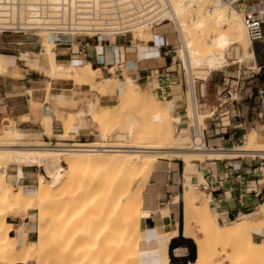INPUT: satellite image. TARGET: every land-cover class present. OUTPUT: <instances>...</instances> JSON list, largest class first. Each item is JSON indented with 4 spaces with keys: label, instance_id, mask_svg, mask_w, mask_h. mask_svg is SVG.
<instances>
[{
    "label": "bare ground",
    "instance_id": "bare-ground-1",
    "mask_svg": "<svg viewBox=\"0 0 264 264\" xmlns=\"http://www.w3.org/2000/svg\"><path fill=\"white\" fill-rule=\"evenodd\" d=\"M229 1L231 2L224 0H0V23L9 22L11 28L18 20L23 25L33 22L40 23L43 20L42 17L46 15L55 17L58 14L68 15L72 22L79 21L80 24L89 27L93 20L104 19L106 10L111 12L119 6L132 15V25H130L132 32L127 36H133L132 42L137 46L140 44L147 46L154 39L152 24L147 23L149 20L155 19L158 26L165 21H170L174 24V31L179 34L177 38L181 45L176 52L184 65L189 84L187 97L189 104L184 115L174 113L173 101L158 100L150 92L151 100L159 107L150 113L148 119L134 120L131 117L127 119L126 133L129 138L137 140L148 138L152 141L151 146L142 141L135 147L26 146L23 143L27 141L26 138L29 135L18 128H7L0 132L3 137L12 136L13 138L10 144L0 145V205L6 204L9 212L5 220L8 224L14 225L15 221L10 217L11 215L19 213L26 215L33 209L38 211V217H40L38 218L40 227L37 241L31 238L29 242L26 241L20 245L16 235L19 233L18 229L14 235L9 234L13 236L10 246L7 245L8 240H0V263L28 264L29 261H33L35 264H44L39 262L36 254H39L47 235L50 234L51 226L47 216L49 213H46L48 201L53 202L57 195L59 197L61 193L69 191L66 188L70 187L69 183L73 186L70 181L77 175L85 172L83 175L85 177L86 171L94 173L102 170L105 173L102 184H104L103 205L106 210V220L103 224V232L88 236L86 255L89 262L95 264H172L168 256V242L177 232L171 233L172 227L168 226L166 233L162 232L152 237L144 223L154 214L151 209L145 208L144 194L147 186L151 185L149 183L159 165L172 159L185 163H198L200 160L204 162L206 159H225L237 155L264 159V141L258 137L260 134L257 135L255 132L248 136L245 144L240 145L239 149L230 154L217 152L219 150L210 148L208 145L197 146V148L191 145L194 141L198 145L204 144L202 125L209 117V113L204 110L205 105L195 101L194 83L200 79L196 76L201 71L217 72L235 63L228 59L233 48L238 49L240 61H254L253 42L245 26L243 15L233 6V3L239 0ZM77 14L80 16L78 20H76ZM92 16H95L94 19ZM246 32L251 43L247 40ZM21 36V39L16 38L15 42L24 49L22 58L34 72L44 77L48 97H50L52 84L59 71L70 69L75 65L57 59V45L72 41L78 43L79 39H84L85 36L79 34L76 37L65 35L62 37L45 28L34 31V34ZM34 37L38 40L37 42H33ZM119 37L123 36H114L111 40L117 41ZM34 50L38 51L37 59L30 58ZM119 67L123 71V79L116 75ZM86 68L88 73L101 71L93 63H88ZM108 71V75H102V80L119 84L123 92L139 98H143L148 92L136 82L135 77L127 74L126 65L125 67L113 66L108 68ZM8 73L11 74V70L9 72V69L3 65L0 56V76ZM88 113L94 115L92 120L95 121L99 130L103 128L107 130L108 126V133L110 132L109 115H105L108 121L104 120L102 115L99 116L95 112L93 104L86 111L77 113L76 116L80 118ZM175 115H179L183 126L182 131H178V138L187 141L180 146L173 145L174 140L172 136H169L167 126L168 120L174 119ZM188 121L192 123L191 127L194 126L196 130H199L195 135L192 134L190 127L188 128ZM70 122L67 125L69 128ZM149 129L151 130L148 131ZM108 133L102 136L110 137L111 133ZM7 164L9 167H5ZM10 167H13L12 171L8 170ZM34 167L41 169L38 174L31 175L32 179L36 176L38 185L27 187L22 183V180L28 176L24 168ZM190 175H197L200 181H204L201 173L185 170L187 182L182 200L179 195L173 198L174 203L183 201L184 235L193 240L197 246V258L188 264H224L215 260V254L212 252V244L215 241L228 242L236 239L244 250L253 254L263 251L264 239H254L253 233L264 234V218L241 219L229 225H219L208 202L201 203L197 199L198 194L191 192L190 188L193 183L189 182ZM81 176L78 180L87 181H84V177L80 178ZM94 177L92 183L98 186L97 183L100 184L101 181L98 182ZM67 184L68 187L65 186ZM83 186L86 187V182ZM59 191L60 194H58ZM100 195L97 191L96 200L101 197ZM22 200L23 204H21ZM90 200L93 202L95 198ZM70 211L71 209L67 213L65 211L66 216ZM156 215L155 219L161 223L162 215L160 213ZM79 217L80 215L75 217L76 223L70 221V218L65 222L63 220V226L59 225L53 229L52 240L66 232L68 238L62 240L65 242L64 248L79 247L78 243L82 244L83 240V236L76 234ZM194 220L202 226V237L195 232ZM186 252L187 250H177L175 253L183 257ZM76 255L80 257L79 252ZM76 255L74 258H77Z\"/></svg>",
    "mask_w": 264,
    "mask_h": 264
},
{
    "label": "crops",
    "instance_id": "crops-1",
    "mask_svg": "<svg viewBox=\"0 0 264 264\" xmlns=\"http://www.w3.org/2000/svg\"><path fill=\"white\" fill-rule=\"evenodd\" d=\"M247 1L241 0L239 2L245 3ZM251 4H257V2H250L245 5V10ZM166 27H161L160 30L165 31L164 28ZM5 36H1L0 39ZM127 37H119L117 41L111 40L110 44L95 40L88 41L86 38L79 43L76 41L63 42L56 47L57 59L65 63H74L72 68L80 67L85 63H93L99 67L102 75H108V68L110 67L117 65L125 67L126 65L127 74L135 77L136 82L140 83L139 85L143 89L151 92L156 99L158 98L152 91L160 95L163 100L173 101L174 108H177L180 102H186V99L180 98V96H185V91L179 86V71L176 66H173L176 63L169 64L170 60L167 59L165 48L171 46L168 41L159 38L155 41L153 39L148 46L143 44L137 46ZM15 39L12 38L5 42L17 47L18 54L11 52V46L0 47L2 63L9 69V72L11 70V74L0 76V132L14 126L30 136H39L44 141L54 144L58 141L57 133H54L57 122L54 108L62 113L61 119H63L65 111H74L68 107H59L58 100L94 99L97 96L96 89L92 88L90 84L74 81L64 82L53 85L51 95L48 97L45 81L42 86L36 81L29 85L30 81L27 80V77L36 72L22 58L24 49L15 42ZM252 47L254 61L249 67H246L257 72H242V66L245 65L241 64L245 62L240 61L239 57L237 61L232 60L235 63L227 68H237L238 76L235 81L237 85H229L226 81L224 85L227 87L226 90L229 88L236 90L238 100L230 106L227 112L222 113L220 111L215 120H213L214 114H210L208 117L211 118L206 131L208 147L219 150L217 152L223 154H230V152L233 153L239 149L240 147H237L245 144L252 132L257 135L260 134L258 137L264 141V59L261 56L264 50L262 53L259 50H254V43ZM37 54L38 51L34 50L31 52L30 58L37 59ZM119 68L116 70L117 76H122L120 79H123V71L121 67ZM39 76L43 77L42 75ZM198 80L203 82L205 86H200L198 98V82L194 83L196 103L204 104L199 99H205L209 93L217 97V92L214 91V94L211 92L215 90L214 87L206 84L209 79ZM113 98V96H102L99 98V104L109 106L114 100ZM188 104L185 107V112ZM176 113H183V111L180 110ZM175 120H181L179 115H175ZM77 129L80 130L81 128L78 126ZM210 133H214L212 137L209 136ZM44 137L49 141L45 140ZM257 158L259 157H239L237 155L222 160L206 159L204 162L198 163L174 160L159 165L151 183H149L151 185L147 186L144 194L145 208L151 209L154 214L144 223L152 237L162 232L166 233L168 226L172 227L171 233L177 232L168 242L170 262L171 252L178 261H183L189 256L191 248V245H187L183 241V239L188 240L184 235V203L183 201L180 203L173 202L174 196L177 195L182 200L187 182L185 170L201 173L204 181L207 180L212 184L216 191L215 203L209 204V206L218 224L225 226L241 219L264 218V202H260L261 199L264 200V177L261 166L255 168L253 163L255 161L256 164L262 165V161ZM229 165H232L233 168L230 169ZM9 170L12 171L13 169L10 168ZM24 171L28 176L22 180V183L27 187L32 186L35 180L32 179L31 175L34 172H28L25 169ZM238 175L240 178L237 177ZM196 179L202 182L197 175H190L189 182L192 184ZM158 213L162 215L161 223L155 219ZM10 217L15 221V232L18 229L19 233L16 235L20 245L26 241L29 242L31 238L33 240L34 227L30 219V212L26 215L19 213ZM15 232L13 233L15 234ZM257 235L264 236V234ZM171 244H173V248H171ZM177 250H187V252L183 257H179L175 253Z\"/></svg>",
    "mask_w": 264,
    "mask_h": 264
},
{
    "label": "rangeland",
    "instance_id": "rangeland-1",
    "mask_svg": "<svg viewBox=\"0 0 264 264\" xmlns=\"http://www.w3.org/2000/svg\"><path fill=\"white\" fill-rule=\"evenodd\" d=\"M226 2H231L229 0H224ZM259 0H248L247 2H237L235 1L233 3V6L243 15H245V5H248L250 2H258ZM264 1V0H263ZM244 3V4H243ZM243 4V5H241ZM241 10V11H240ZM212 21V19H211ZM167 26L165 31H161L160 28ZM152 31L154 34V41L155 39L161 38V40H167L168 43L171 46H167L165 48V52L167 53V59L170 60L169 64L174 63V58H175V63L176 65H173L174 67L176 66V69L179 71L180 75V83L179 86L182 87L185 91V96H180L181 99H186V102H180L178 104L177 108H174V113L177 111L182 110L183 115L185 114V107L188 104L187 97H188V90H189V84H188V76L186 73V70L184 68V65L181 61L180 58H178V53L176 52L178 48H180V43L178 41V36L177 31H174V24L171 23L170 21H165L163 24L159 26H152ZM162 32V33H161ZM247 40L251 43L248 34L246 32ZM22 36L20 35H11V36H5L2 39H0V47L2 46H11V52L18 54V48L10 45V43L5 42V41H10L12 38H20ZM127 39H133V36L127 37ZM84 39H79L78 43L83 41ZM38 40L36 37L33 38V42H37ZM138 41H136L137 43ZM179 43V44H178ZM140 44V43H139ZM144 45V44H143ZM146 46V45H145ZM148 46V45H147ZM254 50H259L262 51L264 50V42H259V43H254ZM238 49H231L228 59L229 60H238ZM262 58L264 59V53L261 54ZM182 63V64H181ZM86 63L85 65H82L77 68H71L67 70H61L57 74L56 79L54 80L51 91L53 89V85H58L60 83L64 82H78V83H85V84H90L92 88L96 89L97 96L94 99L89 98V99H72V100H64V99H59L57 102L59 107L63 108H70L74 109V111H65L63 113V119H61V114L56 108H54V112L56 115V127L54 129V133H57L56 138L58 139L57 142H54V144H51L49 142H46L43 140L42 137L39 136H28L26 138V142L23 143V145H29V146H43V145H54V146H72V147H96V146H107V147H135L139 142H145L147 143L148 146H151L152 141L148 138H144L143 140H137V139H130L129 136L126 133V125H127V119L128 118H134V120L137 119H148L150 116V113L158 108L157 104H155L150 97V92H146L143 98L139 97H134L131 96L121 89L119 84L116 83H111V82H106L103 81L102 79V72L100 71L99 73H88L87 68H86ZM242 72H257L249 69L248 67L251 65V62H245L242 63ZM240 65V66H241ZM248 66V67H246ZM202 72V71H201ZM199 73L198 78L200 80H208L206 84L211 87H214L215 90L211 91L214 94L217 92V97L212 96L210 93L207 95L205 99H199L202 103L205 104L204 110L207 111L210 114H213V111L216 110V104L218 100V94L219 96H222L225 94L226 90V85L224 83L228 82L229 85H237L235 81L237 80V68L232 67V68H225L223 70L217 71V72H212L209 73L207 71H203L202 73ZM205 72V73H204ZM209 73V74H208ZM40 75V74H39ZM37 75L36 73H33L31 76L27 77V80L30 81L29 85L33 81H36L39 83L40 86L43 85V82L45 81L44 77H41ZM117 75V73H116ZM209 75V76H208ZM101 78H100V77ZM122 78V76H120ZM1 78V77H0ZM12 79V78H11ZM15 80V79H14ZM226 81V82H225ZM46 82V81H45ZM197 96L199 98V89L200 86L205 84L203 82H199L197 80ZM47 85V83H46ZM153 94L161 100V96L157 95L155 91H152ZM108 97V96H113L114 100L110 103L109 106H103L99 104V98L100 97ZM163 101V99H162ZM95 105V112L100 115H102V118L104 120L108 121V117L111 123L110 125V132L111 136L110 137H103L102 134H107L108 133V126L106 124V129L103 128V133L101 130L96 127L95 121L92 120L94 115L92 113L84 114L82 117L78 118L76 117L75 113L77 112H84L86 111L90 105ZM185 104V106H183ZM215 106L213 109H210V107ZM225 107H223L220 110H223ZM210 109V110H209ZM229 109V108H228ZM67 112V113H66ZM220 112V111H219ZM71 114V115H70ZM104 115V117H103ZM105 115H109L106 117ZM131 115V116H130ZM93 116V117H92ZM76 117V119H75ZM101 118V117H99ZM71 119V120H70ZM94 119V118H93ZM211 118H207L204 121H201V123H204L202 125L203 129H206L208 126V122L210 121ZM70 122V128L67 126L68 122ZM108 123V124H109ZM73 124L74 127H73ZM168 126V132L169 136L173 137V145L180 146L184 145L187 141H183V138H178V131H182V123L181 120H168L167 122ZM192 124V123H191ZM191 124L190 121H188L187 126L188 128L190 127L191 129ZM78 126L81 128L78 130ZM12 129H15L16 127H11ZM149 129L148 131H150ZM106 131V132H104ZM102 133V134H100ZM108 133V134H109ZM190 133V132H189ZM182 135H184L183 132H181ZM214 133H210L209 136H213ZM191 135V133L189 134ZM148 137V136H147ZM12 136L10 137H3L0 134V145L3 144H10L12 141ZM45 140L49 141L47 138L44 137ZM238 146L237 148H239ZM219 160H222L224 158H217ZM259 161H262V165L256 164L255 161L253 162L255 164V168H261L264 170V159L257 158ZM176 160V159H174ZM173 159L170 161H165L164 163H168L171 161H174ZM178 161V160H177ZM205 161V160H204ZM198 162H203L202 160ZM5 167H9L8 164L5 165ZM11 169L13 167H10ZM8 168V170L10 169ZM26 171L30 172L33 171L34 173L38 174L41 169H38L37 167L34 168H24ZM90 174H89V173ZM87 175L84 177V173H81L80 175H77L72 181L73 186L69 183L65 185L68 188H66L69 191H65L64 189H61V191H65L61 193L60 191L58 192L57 200L56 197L54 198L55 201L50 202L52 200H49L47 203L46 207V213H49L47 216L50 220V234L47 235V238L45 242L43 243L39 254L36 256L39 259V262L44 263V264H95L90 263L89 260L87 259V243H88V236H93L96 233L103 232L102 230L104 229V222L106 220V210L105 206L103 205L104 203V187L102 182L104 181L105 173L102 170H98L93 173V171H86ZM92 173V174H91ZM95 175V177H94ZM81 176L80 178L84 177V181L86 182V187L83 186L85 182H83L82 179L78 180V177ZM93 177L100 182L97 183L98 186L92 183L94 180ZM264 177V175H263ZM35 181L32 184L33 186L38 185V180L36 176L33 178ZM82 180V181H81ZM83 184H82V183ZM87 182L89 184H87ZM96 183V182H94ZM81 185V186H80ZM89 185V187L87 186ZM95 185V186H94ZM193 186V185H192ZM191 186V192H195L198 194L197 199L203 203L206 202L204 196L200 194L198 191L194 190ZM64 187V186H63ZM62 187V188H63ZM98 187V188H96ZM103 187V188H102ZM84 188V189H83ZM96 188V189H95ZM97 191L100 192V196L98 200L97 197L95 196L97 194ZM67 193V194H66ZM184 195V194H183ZM70 198H69V197ZM95 200L92 202L90 199ZM73 201V204H72ZM69 202V203H68ZM96 202V203H95ZM260 202H264L263 199L260 200ZM180 203V202H179ZM21 204H23V200L21 201ZM70 208H69V207ZM68 210H66L65 209ZM71 209L70 213L66 216V213L69 212ZM64 210V212H63ZM8 210H7V205L6 204H1L0 205V240L1 239H6L8 240V246L12 244V239L13 236L9 235L10 233L14 235L13 232H15V228L13 224H8V222L5 220L8 217ZM52 214V215H51ZM38 211L36 209H33L30 211V219L32 220V224L34 227V232H33V241H37L39 237V227L40 224L38 223L40 217H38ZM75 215V216H74ZM77 215H80L79 217V223L77 224V233L80 234V237H82V244H79V247H70V248H64L65 242L62 240L65 239L66 237L68 238V235H66V232L64 235L62 234L60 237L53 239V229L56 228V226L59 225H64V222L71 219L70 221H75V217ZM191 216H193V213L191 212ZM72 217V218H71ZM74 218V219H73ZM193 221L194 229L196 234L199 237H202V226L200 223ZM71 223V222H70ZM74 223V225H75ZM76 226V225H75ZM198 226V227H197ZM199 229V230H198ZM17 231V230H16ZM16 233V232H15ZM78 234V235H79ZM262 235V234H259ZM11 236V237H10ZM253 237L256 240L264 239V236H258L256 233H253ZM66 238V239H67ZM195 243V242H194ZM196 245V244H195ZM197 249V246H196ZM79 252V256L76 255ZM102 252V251H100ZM212 252L215 257V260L224 264H232L233 262L235 264H264V250L261 252H258L256 254H253L247 250H244L238 240H231L228 242H221V241H215L212 244ZM101 254V253H100ZM74 255H76L77 258H74ZM20 263V262H18ZM16 263V264H18ZM233 263V264H234ZM0 264H6V263H0ZM28 264H35L33 261H29Z\"/></svg>",
    "mask_w": 264,
    "mask_h": 264
},
{
    "label": "built area",
    "instance_id": "built-area-1",
    "mask_svg": "<svg viewBox=\"0 0 264 264\" xmlns=\"http://www.w3.org/2000/svg\"><path fill=\"white\" fill-rule=\"evenodd\" d=\"M94 17L95 16H92V19H94ZM76 18V20H78L80 16L77 14ZM42 19L43 20L40 23L33 22L26 23L25 25H23V23L18 20L17 22L13 23L12 28L11 23L9 22L4 24L0 23V37L3 35L11 36L23 34L26 35L31 33L34 34V31H37L40 28H45L48 31L61 35L62 37H76L77 35L82 34L88 41L95 40L100 43L104 42L110 44L112 37H127V35L132 32V27H130V25H132V15L127 13V11H125L123 8H119V6H116L111 12L106 10L104 19L101 18L100 21L93 20L89 27H85L83 24H80L79 21H75L76 23L72 22L68 15L64 16V14H58L55 17L46 15L45 17H42ZM147 23L152 24V26H158L155 19L149 20ZM244 23L253 43L264 42V1L259 0L257 4H251L249 6L244 15ZM167 76L169 75L167 74ZM237 100L236 90L233 88L227 89L225 94L218 97L216 110L213 111V120L217 118L219 111H222V113L227 112L228 108H230V106H232ZM225 106L226 108L220 110ZM214 107L215 106H212L210 109H213ZM191 130L193 135L199 131L196 130L194 126L191 127ZM206 131L207 128L203 130L204 144L201 143L198 145L196 141H194L191 144L193 148H197V146L203 147L204 145H208ZM229 166L230 169L233 168L232 165ZM237 177L240 178V175ZM193 187L194 190L200 191L204 195V198L208 204L212 205L215 203L216 191L210 182L207 180L204 182H199L196 179V181L193 183Z\"/></svg>",
    "mask_w": 264,
    "mask_h": 264
},
{
    "label": "trees",
    "instance_id": "trees-1",
    "mask_svg": "<svg viewBox=\"0 0 264 264\" xmlns=\"http://www.w3.org/2000/svg\"><path fill=\"white\" fill-rule=\"evenodd\" d=\"M183 241L187 244V245H191L190 248V254L189 256L184 259L183 261H178L172 254L171 252V263L172 264H188L190 262H194L197 258V249H196V245L194 243L193 240L191 239H183ZM171 248H173V244H171Z\"/></svg>",
    "mask_w": 264,
    "mask_h": 264
}]
</instances>
